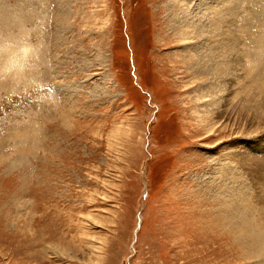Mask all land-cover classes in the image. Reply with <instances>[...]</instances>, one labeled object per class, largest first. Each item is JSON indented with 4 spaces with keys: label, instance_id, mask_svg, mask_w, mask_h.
<instances>
[{
    "label": "rangeland",
    "instance_id": "1",
    "mask_svg": "<svg viewBox=\"0 0 264 264\" xmlns=\"http://www.w3.org/2000/svg\"><path fill=\"white\" fill-rule=\"evenodd\" d=\"M258 117L264 0H0V264H264Z\"/></svg>",
    "mask_w": 264,
    "mask_h": 264
},
{
    "label": "bare ground",
    "instance_id": "2",
    "mask_svg": "<svg viewBox=\"0 0 264 264\" xmlns=\"http://www.w3.org/2000/svg\"><path fill=\"white\" fill-rule=\"evenodd\" d=\"M179 15V14H178ZM195 17V16H194ZM192 22V21H191ZM197 24V23H196ZM194 22H192V24H189L186 28H184V34H189V32H192L193 30L194 31H198L200 28H203V30H204V27H202L201 25H196ZM232 25V24H231ZM189 28L191 29V30H189ZM202 31V30H201ZM236 44V43H235ZM238 45V44H237ZM193 58H194V56H193ZM236 59L237 58H234V61H236ZM194 61V60H193ZM202 62H204V61H201V59H199V60H197L196 61V66L198 65V66H208V67H206L204 70L207 72V74L208 73H211V69H215V75L217 76V75H219V73H222V75H223V73L226 71V69H227V67H226V65L223 63V61H222V59L220 58V60L218 59V56H209V58L207 59V61H205L204 63H202ZM193 64V63H192ZM197 66V67H198ZM194 67V66H193ZM196 67V68H197ZM210 67V68H209ZM194 69V68H193ZM206 69H208V70H206ZM203 71V70H202ZM191 72V71H190ZM201 73V72H200ZM202 75V74H201ZM197 77H198V75H197ZM199 77H202V76H200L199 75ZM203 78V77H202ZM194 79H196V78H194ZM199 79V78H198ZM205 80V79H204ZM213 80V79H212ZM217 80V79H216ZM213 85L215 86V83L213 82V81H211L208 85H207V88H209V89H213L214 87H213ZM223 86V85H222ZM220 89V88H219ZM217 90V89H216ZM219 91V90H218ZM222 91V90H221ZM214 96V95H213ZM216 96V95H215ZM252 101V100H251ZM218 103V102H217ZM250 103V102H249ZM251 106V105H250ZM252 107H253V105H252ZM255 107V106H254ZM245 110V109H244ZM243 110V111H244ZM253 110V109H252ZM250 111V110H249ZM250 114V113H249ZM251 117V116H250ZM259 118V117H258ZM257 118V119H258ZM259 119H262V118H259ZM262 121H264L263 119H262ZM257 156V155H256ZM256 158H258V159H260V160H262V157H254L253 159H252V161H251V163H256L257 162V159ZM259 163H260V161H258ZM258 164V163H257ZM255 168H257V167H255Z\"/></svg>",
    "mask_w": 264,
    "mask_h": 264
}]
</instances>
